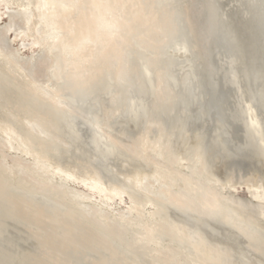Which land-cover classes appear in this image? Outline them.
<instances>
[{
  "label": "bare ground",
  "instance_id": "6f19581e",
  "mask_svg": "<svg viewBox=\"0 0 264 264\" xmlns=\"http://www.w3.org/2000/svg\"><path fill=\"white\" fill-rule=\"evenodd\" d=\"M231 2L0 0V264H264V156L224 160L213 58L264 118V0Z\"/></svg>",
  "mask_w": 264,
  "mask_h": 264
},
{
  "label": "water",
  "instance_id": "95a60500",
  "mask_svg": "<svg viewBox=\"0 0 264 264\" xmlns=\"http://www.w3.org/2000/svg\"><path fill=\"white\" fill-rule=\"evenodd\" d=\"M242 1V0H239ZM223 8H221V16L225 17L228 9H233L238 6L236 3H232L231 0H221ZM245 8H243V11ZM245 14V12H243ZM246 17V15H245ZM262 36V50L264 52V30L260 32ZM2 45H6L3 37L0 39ZM173 51L180 58L181 63L187 68L191 69V62L189 57V47L187 40L183 39L177 41L173 45ZM214 61L217 65V71L214 74V78L219 81L220 91L224 93L226 91L227 98L229 101V106L226 105V100L222 105V118L218 123H215L216 127V138L220 137L218 140V145L223 154L225 161L248 163L251 160L256 161L258 157L264 156V134L261 128L264 129V118L262 117V112L257 109L253 112L246 104L244 97L243 85H241V80L236 73L237 61L234 55L223 52L221 49L214 50L213 55ZM142 71L144 73L147 85L150 87L151 73L150 71L142 66ZM149 97H144L140 95H132L129 107V119L132 126H137L146 116V109L148 106ZM247 120L248 125L251 127L250 130H245L242 123H239L240 115L242 114ZM239 117V118H238ZM233 126L240 129V138L231 137L229 131L232 134ZM240 124V125H239ZM116 128V127H115ZM117 130V129H115ZM228 147L224 149L223 144ZM259 206H262L258 201H256ZM264 223V218H261Z\"/></svg>",
  "mask_w": 264,
  "mask_h": 264
},
{
  "label": "rangeland",
  "instance_id": "374dc122",
  "mask_svg": "<svg viewBox=\"0 0 264 264\" xmlns=\"http://www.w3.org/2000/svg\"><path fill=\"white\" fill-rule=\"evenodd\" d=\"M252 178H255V177L253 176ZM242 190H243V188H239V191L242 192L240 194L243 195V196H245L244 191H242Z\"/></svg>",
  "mask_w": 264,
  "mask_h": 264
}]
</instances>
